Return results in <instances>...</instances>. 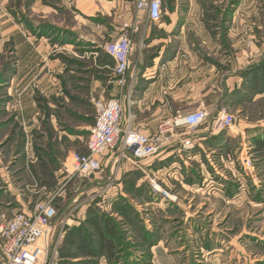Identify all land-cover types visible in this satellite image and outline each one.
I'll return each instance as SVG.
<instances>
[{"label": "rangeland", "instance_id": "1", "mask_svg": "<svg viewBox=\"0 0 264 264\" xmlns=\"http://www.w3.org/2000/svg\"><path fill=\"white\" fill-rule=\"evenodd\" d=\"M34 1L0 0V202H5L7 186L9 193L26 189L29 172L40 171L47 184L38 201L57 194L53 199L57 227L45 264H55L54 246L59 251L68 229L80 225L91 210L108 222L106 238L112 249L87 264H213L215 258L207 257V250L208 256L221 254L219 264H264V0H164L159 18L149 28L159 43L148 48L143 46L148 38L139 43L130 38L132 26L122 25L138 66H152L157 56L156 66L164 63L157 94L173 101V108L196 101L195 107L209 111L202 128L213 131L217 114L231 113L235 135L230 141L212 147L214 140L209 139L198 147L190 137L194 129H189L186 137L192 147L186 154L178 152L174 165L162 168L146 159L145 166H135L121 159L115 173L109 168L68 182L60 166L52 164L56 156L68 153L48 152L45 141L52 135L48 126L44 142L27 127L22 98L26 93L31 96L42 119V112L51 111L48 102L64 115L91 107L94 117V101L106 99L111 89L113 63L104 51L110 39H99L90 57L46 44V51L37 55L36 70L12 82V76L22 71L20 42L27 41V32L65 34L64 26L72 24V5L44 14ZM43 15L47 22H41ZM53 21L62 25H52ZM79 30L95 37L99 32L89 26ZM27 42L35 45L33 39ZM158 72L156 67L152 76ZM42 78L43 87L38 83ZM21 79L28 84L23 91ZM91 80H101L102 87L107 82V87L99 91L90 87ZM53 89L57 92L52 95ZM66 121L72 122L70 117ZM81 146L72 152L84 153L86 146ZM41 157L45 167L38 162ZM149 163L153 170L146 167ZM3 211L0 222L18 212ZM158 243L163 245L159 250ZM1 246L0 238V264ZM165 246L175 258H159Z\"/></svg>", "mask_w": 264, "mask_h": 264}, {"label": "crops", "instance_id": "2", "mask_svg": "<svg viewBox=\"0 0 264 264\" xmlns=\"http://www.w3.org/2000/svg\"><path fill=\"white\" fill-rule=\"evenodd\" d=\"M54 1L52 0V4H48L45 0H35L34 5L40 8L42 13L44 14L50 12L57 13V11L59 10L58 7L61 6V8L65 9L66 7L72 5L73 9L72 11H70L73 13L72 24L69 26H64V28H67L68 30L65 34L57 33L55 30H53L52 32H47L45 30L42 32H38L37 30H35V32L32 31V33L34 34L27 32L28 36L26 35V40L29 41L33 39V43H35V45H33L31 42L29 43L24 39H21L20 43L23 46H21L20 48L18 65L20 66V70L22 71L20 72V75H18L17 72L15 76H12V82H14L15 77H22V74L26 75V72L28 73L30 71L36 70L37 55L46 51V44H51L52 46H64L65 49H67L69 52H82L84 55H86V57H90L93 54L92 52L94 48L98 46L97 41L99 39L103 40L115 38L123 31V24L132 26L129 32L130 38L135 37V39L139 40V43L142 39L148 38L143 45L145 48H148L155 43H159V40L155 39V36L152 35V32L149 31L151 25L155 24L156 22L147 20L146 13L138 10L135 7V0ZM45 17V15L40 16V19H42L43 21H37L47 22L45 20ZM170 21L174 22L173 19H171ZM44 24L45 23H42V25ZM51 24H56V26L58 25L59 27L62 25L61 23H56L54 21L51 22ZM79 26H89L92 27V31H95V29H99V32H94L96 33V37L91 34H84L79 30ZM155 40H157V42H154ZM133 56L134 54L132 53L130 57V66L126 73L124 84L119 85L115 77H113L110 82V93H106L109 95L106 98L114 97L120 99L123 108V124H125L127 121H130L133 129L141 132L146 136H151L152 134H154L156 125L161 118H166L173 115H184L192 112L194 109L203 107L200 105H197L195 107V104H197V102L193 101L191 103L184 102V104H181L177 108H173V101L163 98L160 94H157L156 88L157 86H159V83L161 81L160 76L164 67V63H160V65L156 66L159 56L152 59V66H143L142 64L138 66V58L136 56ZM156 67L160 72H158L154 77L152 76V74L154 73ZM43 82L44 78H42L41 81L38 82L39 84L41 83V87H43ZM91 82L92 84L90 83V87L98 89L99 91H102V88L104 91V89L107 87V82L102 87L103 84L101 80H91ZM21 83V87H23V89L21 87L20 88L23 91L27 88L28 84L27 81H22ZM55 89L50 92L52 95L56 94L57 90ZM46 94L47 93L44 92V97L48 99V95ZM30 100L31 96L29 97L28 93L23 95L22 102H24L25 104V112L22 116L23 118H25L27 127L34 128L35 131H37V136H39L41 142L50 139V141L48 140V142L45 141L46 143H48L50 149L48 151L49 153H52L51 150H59L66 152V154L68 153L69 155L72 153V151H75L76 147H82V144L85 147L84 137L85 135H88L89 128L92 125L93 116L91 107H89L90 109L88 108V110H78L77 112L66 111L65 113L68 112V114L64 115L60 112H56L53 108V104H49L48 102L47 106L49 107V109H51V111L45 113L42 112V116L46 121L44 122V119H42L39 114V112L41 113V111H39L38 106L34 104L35 101ZM60 115L62 117H60ZM63 115L67 119L70 117L72 122L70 123V121H66L67 119L63 118ZM63 123L64 125L61 126L60 124ZM47 126L51 129L50 131L52 133V135H50L48 139L46 138L47 135L44 134V128ZM194 130L192 133H190V137L194 139V142L196 141L198 147H201V144L206 143L207 141H209V139L214 140L213 142H211V145H213L212 147H219L222 146V143L225 140L230 141L231 138L229 137H234L235 135L234 130L229 129V131L227 130L228 132L226 131V133H224V136H217L215 130L213 131V129L210 128H202V124L194 128ZM223 132L224 131H222V133ZM187 133L188 131L185 132V136ZM196 149L197 148H195V150ZM188 151L189 150L181 149L178 143H173L165 147L152 158L147 159V161L153 162L156 166L160 165V167L164 168L168 164L174 165L175 163H177L178 160H175L174 157L178 154V152H185L186 154L188 153ZM68 155H66L64 158L60 157L59 155L56 156V158H54L52 162L53 166H60V162H62ZM42 159L44 158L41 157L38 162L44 166L45 160ZM126 161L130 162L129 160ZM152 164H146V167L149 166L151 170H153ZM23 165L24 163L22 164V166ZM143 165L145 166V164H142L141 161L140 166ZM102 166L104 170H109L111 166L109 157H103ZM28 174L30 175L31 182L29 184H23L25 185L24 188L26 189L21 190V192L17 190L9 193V186H7V188L5 187V198L3 197V200L5 202H0V205H2L0 206V209L2 208L5 214L9 215V212L12 213L14 211L28 212L38 201L41 194L45 192L47 184L42 178L41 172H32V174L29 172ZM3 183L5 184L7 182L4 181ZM10 198H12V200H10ZM227 198L230 199L229 196H227ZM228 202L230 201L228 200ZM150 204L153 203L151 202ZM161 247H163V245L158 243L156 244L155 249L159 250ZM171 251L172 250H169L168 247L165 246L163 250H160L158 252L159 258H175V255H173ZM207 252V257L215 258L212 263L219 264L217 258H220L221 254L213 253L208 256L209 250H207Z\"/></svg>", "mask_w": 264, "mask_h": 264}, {"label": "built area", "instance_id": "3", "mask_svg": "<svg viewBox=\"0 0 264 264\" xmlns=\"http://www.w3.org/2000/svg\"><path fill=\"white\" fill-rule=\"evenodd\" d=\"M164 0H135V7L146 13L147 20L159 18ZM104 51L112 58V76L119 85L125 82V74L130 66L132 43L127 31L105 42ZM94 123L89 128L84 153L72 152L60 164L59 172L65 181L76 178H90L102 172V159L110 158V173L118 171L121 159L129 160L135 166L152 158L165 147L178 143L188 150L192 141L185 132L201 125L209 111L198 108L184 115L161 118L154 134L146 136L132 128L130 121L122 123L123 108L119 98L97 99L93 103ZM234 116L224 110L217 114L214 130L225 131L231 128ZM155 190H158L155 186ZM52 197L36 202L28 211H18L10 219L0 222L2 241L1 264H45L55 230L57 208ZM67 222V220H66ZM65 222H61L63 225ZM55 264L59 262L57 245L53 248Z\"/></svg>", "mask_w": 264, "mask_h": 264}, {"label": "trees", "instance_id": "4", "mask_svg": "<svg viewBox=\"0 0 264 264\" xmlns=\"http://www.w3.org/2000/svg\"><path fill=\"white\" fill-rule=\"evenodd\" d=\"M108 58L114 65L112 58ZM102 221L98 213L91 210L80 225L69 228L59 246V264H87L102 251H110L112 244L106 238L110 227L108 222ZM75 259H79L78 262H74Z\"/></svg>", "mask_w": 264, "mask_h": 264}]
</instances>
